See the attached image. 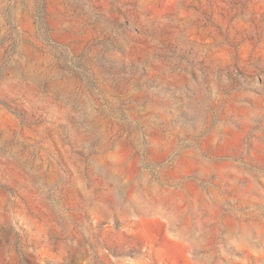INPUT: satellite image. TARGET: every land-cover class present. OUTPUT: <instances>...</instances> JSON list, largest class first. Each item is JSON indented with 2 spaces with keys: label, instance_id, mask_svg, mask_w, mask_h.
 <instances>
[{
  "label": "rangeland",
  "instance_id": "374dc122",
  "mask_svg": "<svg viewBox=\"0 0 264 264\" xmlns=\"http://www.w3.org/2000/svg\"><path fill=\"white\" fill-rule=\"evenodd\" d=\"M0 264H264V0H0Z\"/></svg>",
  "mask_w": 264,
  "mask_h": 264
}]
</instances>
